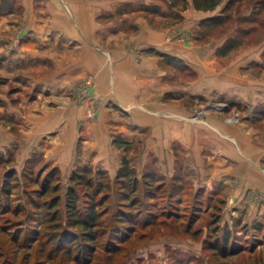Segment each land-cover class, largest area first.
Masks as SVG:
<instances>
[{"label": "rangeland", "instance_id": "rangeland-1", "mask_svg": "<svg viewBox=\"0 0 264 264\" xmlns=\"http://www.w3.org/2000/svg\"><path fill=\"white\" fill-rule=\"evenodd\" d=\"M227 1L222 0L212 11L198 9L195 11L198 16L188 22L183 10L170 9L167 0L125 1L110 18L116 25H126L127 33L123 36L128 38V43L121 53H113L109 47H102V51L114 58L129 54L138 61L144 55L158 57L154 75L162 77L167 84L160 101L186 106V112L152 111L149 113L152 118L132 121L136 113L114 104L118 111L102 113L111 121L94 122L104 98L92 87L94 74L85 72L68 94L79 103L91 98L93 107L85 119L76 121L75 135L69 142H63L64 138L57 142V128L45 129L44 135L36 139L30 135L33 128L25 118L27 109L19 107L12 113L7 109L8 102L0 100L4 107L0 121L9 127L8 137L0 143V171L12 167L20 174L21 185L16 192L21 201L26 199L24 192L36 186L22 176L29 167L34 173L57 168L61 194L71 172L81 165L108 172L114 182L123 156L129 159L139 178L145 170L163 177L155 204L147 203L148 197L143 198L146 214L126 238L116 241L111 236L113 242L109 246L104 244L106 238H100V247L91 264H264V185L257 189L244 187L241 202L235 201L237 175L220 174L224 169H220L223 164L216 147L205 145L195 149L184 127L185 123L199 122L215 127L213 120L218 117L242 128L249 126L254 136L264 138V8L257 13V20L250 22L247 19L256 0H233L229 21L214 28L202 25L205 18L219 14ZM5 3L7 7V0ZM144 5H158L162 12L151 13ZM148 27L161 40L154 43L146 40L152 46L143 47L139 42L142 35L150 38L154 34H147ZM23 35V27L19 26L14 32L1 31L0 41L10 51L22 42ZM229 37H237L240 45L220 54L218 48ZM85 40L80 37L81 45ZM172 43L176 45L173 50ZM195 57L197 62L191 59ZM201 78L203 84L198 83ZM236 78L238 82L234 81ZM19 82L15 86L14 82L10 83L4 91L12 107H18L20 100H34L39 94L50 93L38 86L23 90L26 82ZM196 83L202 90L181 92L182 85L195 88ZM172 116L187 122L175 128L172 119H168ZM89 128L104 134L103 141L95 144L88 141L89 133L84 130ZM176 129L178 136L172 135ZM226 134L233 135L227 131ZM257 164L264 170V157ZM226 180L230 185H226ZM243 201L248 202L244 205ZM117 202L118 196L112 192L102 207L103 224L108 230L115 222L113 211ZM23 217L20 214L17 219ZM16 229L8 227L5 232L0 231V239L9 238ZM225 236L229 241L227 253L216 246ZM27 251V248L19 249L17 263L24 264L21 255Z\"/></svg>", "mask_w": 264, "mask_h": 264}, {"label": "crops", "instance_id": "crops-1", "mask_svg": "<svg viewBox=\"0 0 264 264\" xmlns=\"http://www.w3.org/2000/svg\"><path fill=\"white\" fill-rule=\"evenodd\" d=\"M125 1L129 0H7L6 7V0H0V32H14L22 26L24 33L22 42L10 51H6V43L0 41V79H7L0 81V100L8 102L7 109L12 113L19 107L27 109L25 118L33 128L31 136L38 139L48 128H57V142H61L60 138H64L63 142H69V138L75 135L76 121L86 118L94 102L91 98H86L79 103L68 94L85 72L94 74L92 87L104 98L100 105V115L94 122L111 121L102 113L118 111L115 110V105H123L136 113L132 121L148 120L152 118L149 114L152 111L188 110L186 106L178 103L160 101V95L167 84L162 77L154 75L158 67V57L144 55L138 61L129 54L114 58L102 51V47H109L117 54L126 49L128 38L123 36V33H127L126 25H116L110 19L116 7ZM195 11L198 9L192 4L183 10L186 22L198 16ZM147 29V34H154L148 38L143 33L139 39L143 47L161 40L157 32L150 27ZM80 37L86 39L83 45ZM175 46L172 43V50ZM191 59L196 62L198 60L197 57ZM140 74L143 75L142 78ZM14 77L19 79L14 80ZM19 81L26 82L22 86L23 90L38 86L50 93L44 96L39 94L34 100H20L18 107H12L4 91L10 83L14 82L15 86L20 84ZM234 81L238 82V78ZM203 82L201 78L198 83ZM202 88L197 83L195 88L185 84L182 85L181 92L186 93L192 89L200 91ZM2 110L4 107L0 101V112ZM168 119H172L175 128L182 127L186 121L175 116ZM213 124L217 128L201 122L185 123L184 127L195 149L205 145L216 147L223 164L220 169H224L220 174L237 175L238 181L233 191L235 201L241 202L246 190L244 187L257 189L264 185V170L257 164V160L264 157V138L254 136L249 126L248 129L242 128L218 117L214 118ZM87 131V140L91 143L103 141L104 134L96 133L90 128L84 130ZM177 131L172 130V135L178 136ZM226 131L233 135H227ZM8 132L9 127L0 121V143L2 138L8 137ZM227 184L230 185V182L226 180ZM246 202L248 201H243V204ZM249 205L252 206L250 203Z\"/></svg>", "mask_w": 264, "mask_h": 264}, {"label": "trees", "instance_id": "trees-1", "mask_svg": "<svg viewBox=\"0 0 264 264\" xmlns=\"http://www.w3.org/2000/svg\"><path fill=\"white\" fill-rule=\"evenodd\" d=\"M221 1L167 0V5L170 9L184 10L192 4L196 9L212 11ZM232 1L228 0L219 14L205 18L202 25L214 28L229 21ZM143 8L151 13L162 12L158 5H144ZM263 8L264 0H256L247 20H257V13ZM239 45L237 37H229L218 52L224 54ZM22 176L28 183L36 184L24 192V201L17 198L16 192L21 185L20 174L12 167L0 171V231L17 228L9 238L0 239V264H20L17 263L20 248L28 250L21 255L24 264H91L100 247L99 239L106 238L104 244L109 246L111 236L116 241L126 238L139 218L146 214L143 198L148 197L147 203L155 204V196L164 183L163 177L152 170H145L139 178L126 156L116 170L114 182L102 169L78 166L71 172L64 194L59 192L60 174L55 167L45 173H34L29 167ZM112 192L118 196V202L113 211L115 222L108 230L103 224L102 207ZM20 214L24 217L17 219ZM228 242L225 236L216 246L227 253Z\"/></svg>", "mask_w": 264, "mask_h": 264}]
</instances>
